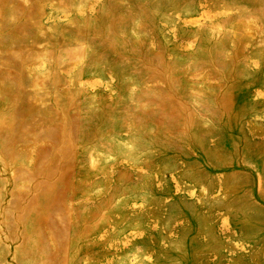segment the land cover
<instances>
[{
	"label": "rangeland",
	"instance_id": "obj_1",
	"mask_svg": "<svg viewBox=\"0 0 264 264\" xmlns=\"http://www.w3.org/2000/svg\"><path fill=\"white\" fill-rule=\"evenodd\" d=\"M0 264H264V0H0Z\"/></svg>",
	"mask_w": 264,
	"mask_h": 264
}]
</instances>
